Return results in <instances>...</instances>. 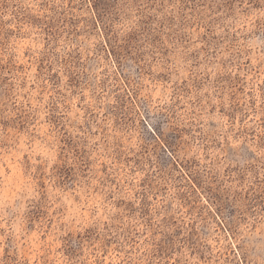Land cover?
<instances>
[{
  "label": "rangeland",
  "instance_id": "rangeland-1",
  "mask_svg": "<svg viewBox=\"0 0 264 264\" xmlns=\"http://www.w3.org/2000/svg\"><path fill=\"white\" fill-rule=\"evenodd\" d=\"M0 264H264V0H0Z\"/></svg>",
  "mask_w": 264,
  "mask_h": 264
},
{
  "label": "trees",
  "instance_id": "trees-1",
  "mask_svg": "<svg viewBox=\"0 0 264 264\" xmlns=\"http://www.w3.org/2000/svg\"><path fill=\"white\" fill-rule=\"evenodd\" d=\"M164 254V253H163Z\"/></svg>",
  "mask_w": 264,
  "mask_h": 264
}]
</instances>
